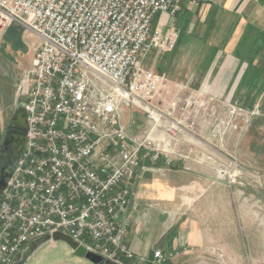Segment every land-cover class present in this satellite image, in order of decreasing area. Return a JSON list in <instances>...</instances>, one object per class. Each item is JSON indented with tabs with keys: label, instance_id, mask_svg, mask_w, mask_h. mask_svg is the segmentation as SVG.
Wrapping results in <instances>:
<instances>
[{
	"label": "built area",
	"instance_id": "2783aa9c",
	"mask_svg": "<svg viewBox=\"0 0 264 264\" xmlns=\"http://www.w3.org/2000/svg\"><path fill=\"white\" fill-rule=\"evenodd\" d=\"M187 1L0 0V42L19 26L36 45L20 95L27 143L0 198L1 264L56 233L115 264L135 259L125 237L136 182L174 162L202 163L199 115L213 118L228 106L207 88L184 84H175L168 109L157 105L167 80L146 61L173 52L179 33L155 21L177 17ZM155 258L163 260L160 251Z\"/></svg>",
	"mask_w": 264,
	"mask_h": 264
},
{
	"label": "crops",
	"instance_id": "0c3cea01",
	"mask_svg": "<svg viewBox=\"0 0 264 264\" xmlns=\"http://www.w3.org/2000/svg\"><path fill=\"white\" fill-rule=\"evenodd\" d=\"M155 27L164 32L176 30L175 49L188 46L183 55L191 45L181 41L183 32L198 41L194 43L200 54H208L204 64L202 54L196 61L209 71L201 76V87L222 101L239 102L243 109L264 113V0H188L180 16L159 15ZM21 31L13 26L7 32L5 42L11 50L24 47ZM7 53L1 59L7 60ZM152 69L156 72V61ZM202 148L196 151L202 163L174 162L136 182L130 203L132 222L125 237L135 259L125 264H249L264 260V243L249 237L250 229L264 230L260 221L264 207L250 206L244 192L234 193L221 183L226 179L215 171L219 158L210 151L201 153ZM180 150L186 152V144ZM185 166L191 171L186 172ZM250 214L256 220L253 227H249ZM156 251L163 256L161 262L155 258Z\"/></svg>",
	"mask_w": 264,
	"mask_h": 264
},
{
	"label": "rangeland",
	"instance_id": "374dc122",
	"mask_svg": "<svg viewBox=\"0 0 264 264\" xmlns=\"http://www.w3.org/2000/svg\"><path fill=\"white\" fill-rule=\"evenodd\" d=\"M21 32V40L24 43V47L19 51L10 49V46L5 42L6 35L0 42V84L2 85V98H0V145L13 111L19 103L23 102L20 95L25 89L26 75L31 70L36 57L35 42L28 38L24 31ZM184 40L187 45L191 43L187 54L183 55L182 51L188 46L185 47L184 45V48L181 49L182 45H179L177 49L170 53H152L146 61L147 63L150 62V65H152L153 61H156V72L165 76L167 80L166 87L161 90L157 97V105L163 109L170 107L175 95L178 93L175 84H184L190 88V91H197L201 88L203 81L201 76L204 77L209 72L207 68H202V65L196 63L202 54V57L204 56L202 63L204 64L205 59L209 57L208 54H200L199 45L194 43L197 40L188 37L183 32L181 41L183 42ZM5 52L9 53L7 56L8 61L1 59ZM29 59L32 60L31 64L28 61ZM215 98L220 100L218 97ZM227 104V110L225 111L218 108V102L216 106L218 108V110L216 109L217 114L213 118L206 111L199 115V125L195 128V132H197L201 144L200 147H203L200 152L204 153L206 151L208 153L209 150L206 144L210 143L215 148L210 150V153L219 158L215 163V171L229 170L232 174L221 183L226 184L234 193L244 192L247 195L246 198H248L246 200L250 201V206L259 204L263 208L264 113L261 109L256 108L253 110L243 109V105L239 102H227ZM229 104L236 105L244 111L239 112L237 115L230 114L231 112L228 113V110L230 111ZM189 117L191 122L193 117L192 115H189ZM234 162H237L239 167L234 166ZM225 176L226 173L224 172L220 175L222 179H225ZM251 216L254 215L250 214L249 227H253V223L256 221ZM260 221L264 222V213L260 214ZM251 236H254V239H257L256 241L259 243H264V230L256 231L250 229L249 237ZM28 264L91 263L72 256L69 247L65 243L56 242L48 244L37 251ZM249 264H264V260L249 262Z\"/></svg>",
	"mask_w": 264,
	"mask_h": 264
},
{
	"label": "water",
	"instance_id": "95a60500",
	"mask_svg": "<svg viewBox=\"0 0 264 264\" xmlns=\"http://www.w3.org/2000/svg\"><path fill=\"white\" fill-rule=\"evenodd\" d=\"M24 117L27 119V130L26 132L20 127L19 120H23ZM20 118V119H19ZM27 133H28V112H27V104L25 101L22 103H19L12 115V118L8 124V126L5 128V136L3 139V142L0 146V160L3 158V154L7 151L11 150L13 151V148L17 146L16 144V138L17 136H25V146L18 154V158L15 161V166L17 167L23 153L26 147L27 143ZM15 167V169H16ZM14 169V171H15ZM13 173L8 175L0 184V198L5 191L8 182L14 175ZM1 173V168H0ZM56 242H63L65 243L70 251L71 255L74 257H78L80 259H84L88 261L91 264H115L113 262L108 261L105 258H102L98 255L88 253L83 247H81L78 243L74 242L71 237L62 234V233H56L52 236L47 235L42 238H38L34 241H32L27 247L21 252L20 257L17 261H15L13 264H28L30 259L34 256V254L39 251L41 248L48 244L56 243Z\"/></svg>",
	"mask_w": 264,
	"mask_h": 264
},
{
	"label": "flooded vegetation",
	"instance_id": "af4514ba",
	"mask_svg": "<svg viewBox=\"0 0 264 264\" xmlns=\"http://www.w3.org/2000/svg\"><path fill=\"white\" fill-rule=\"evenodd\" d=\"M19 124H20V127L26 132V130H27V119L25 117L23 120L20 119ZM4 136H5V134H4ZM25 140H26L25 136H17V138H16L17 146L13 148V151L12 150H11V152L7 151L6 153L3 154V156H2L3 158L0 160V168H1L0 184L8 175H10V173L11 174L13 173V171L16 167L14 163L18 158L19 152L25 146Z\"/></svg>",
	"mask_w": 264,
	"mask_h": 264
}]
</instances>
